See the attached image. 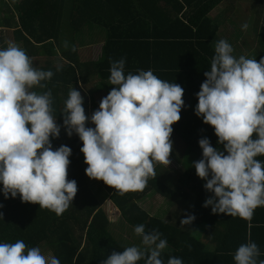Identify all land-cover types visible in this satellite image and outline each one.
<instances>
[{"label":"clouds","instance_id":"9594fccd","mask_svg":"<svg viewBox=\"0 0 264 264\" xmlns=\"http://www.w3.org/2000/svg\"><path fill=\"white\" fill-rule=\"evenodd\" d=\"M232 53L224 38L215 42L210 67L195 93L194 114L212 126L217 147L207 137L199 138L201 158L191 165L211 193L202 206L247 219L256 207L264 206V161L256 159L264 155V56L257 62ZM109 64V84L114 87L98 107L86 115L84 98L72 87L64 101L62 123H57L51 91L32 90L44 88L42 82L52 77V70L34 67L25 50L12 42L0 47V193L5 199L19 194L21 202L36 203L58 216L69 207L77 192L76 181L66 178L71 149L64 144L53 149L51 143L61 127L82 142L85 174L121 193L142 190L155 176L154 163L169 164L171 125L180 119L184 89L151 69L125 74L124 57L109 58ZM60 68L58 64L56 71ZM193 219L189 214L180 224ZM133 232L146 252L136 245L122 247L101 264H137L141 259L144 264H165L161 252L167 241L162 234L146 231L143 223ZM260 255L258 245L249 239L237 246L232 259L234 264H264ZM0 264H60V260L17 239L0 242ZM166 264L183 261L169 256Z\"/></svg>","mask_w":264,"mask_h":264},{"label":"trees","instance_id":"16d2710c","mask_svg":"<svg viewBox=\"0 0 264 264\" xmlns=\"http://www.w3.org/2000/svg\"><path fill=\"white\" fill-rule=\"evenodd\" d=\"M223 1L0 0V47L7 45L5 33L12 31L15 41L29 57H48L40 69H50L53 75L42 82L44 88L35 86L32 90L51 91L52 115L57 123H62L64 101L72 87L82 86L91 93V112L98 107L99 91L109 84V58L124 57L125 74L151 69L157 77L178 83L184 89L180 119L171 125L170 139L175 146L176 159L171 161L170 168L154 163L155 176L148 178L142 190L121 193L85 174L87 165L79 151L82 142L75 133L67 136L61 127L59 137L51 143L53 149L61 144L71 149L66 178L74 179L77 185L71 204L58 216L46 208H39L36 203L21 202L19 194L5 199L0 193V242L21 239L27 247L39 246L43 253L55 255L60 264H101L112 251L123 250L121 243L114 244L118 238L112 235L109 212L117 207L120 223L134 226L143 223L146 231L156 229L162 234L161 238L171 243L169 251L161 252V258L174 256L191 264H234L232 257L237 246L254 233L256 211L253 210L247 219L223 214L229 238L235 244L229 242L214 251H209L193 235L194 226L189 229L178 226L188 209L197 223L208 224L210 230L216 224L211 206H202L211 193L202 187L204 181L196 175L191 163L201 158L199 138L207 137L211 146L217 147L212 126L194 114V107L197 103L195 93L205 79L203 72L210 67L215 42L224 38L220 37L222 32H233V26L228 29L230 25L221 17L211 15ZM142 4L144 10H141ZM225 10L232 8L229 6ZM233 25L236 30L242 23ZM98 29L104 37L96 32ZM224 39L233 45L231 38ZM261 40L263 42L260 41L256 48H264V39ZM88 42L100 48L102 56L99 59H83L82 49ZM261 56L264 53H259L255 60L259 62ZM58 64L60 71H56ZM154 195L173 200L180 206L176 223L158 219L139 205L143 199ZM250 220L253 228H249ZM89 226L97 234L87 236Z\"/></svg>","mask_w":264,"mask_h":264},{"label":"crops","instance_id":"0c3cea01","mask_svg":"<svg viewBox=\"0 0 264 264\" xmlns=\"http://www.w3.org/2000/svg\"><path fill=\"white\" fill-rule=\"evenodd\" d=\"M229 6H231L232 10H225V8ZM141 10H144L143 4L141 5ZM211 15L221 17L225 21V24H231V23L237 24V23H245V22L250 24L246 29L240 28L241 30L238 29V27L235 30L236 26L233 25L234 27L232 28L233 32H222L220 34L221 35L220 37H224L227 39L231 38L233 40L232 54L234 56L238 57L239 55H245L246 58H256V56L259 53L261 52L264 53V48L262 47L249 48L254 40H258L257 45L255 44L256 46H258L259 42L262 41L261 39H264V34H263L264 33V0H224L221 4H219L217 8H215V10L211 13ZM1 20H2V15L0 13V22ZM227 20H230L231 23H227L226 22ZM228 29H231V27L229 26ZM100 31L101 30L99 29L98 31L96 30L97 33L99 32L101 37H104V33ZM5 34L7 35L8 42H12L18 45L19 47L23 48L22 45L19 44V42L15 41L14 35H12V31ZM88 37H93V36L89 35ZM77 38H79V35L77 36ZM88 45L87 47H84L82 49L83 59H88V60L99 59V57L102 56L100 48L96 45L89 44V42ZM25 52L28 55V52L27 51ZM43 56L45 55L30 57L34 67H36L35 63L40 62V60L38 61V59H44V62H42L43 64H41L39 68L45 64V62L48 60V57L47 56L43 57ZM52 61H54L53 57H52ZM112 87L113 86L111 84H106V87H103L102 90L99 91L101 98L107 95L108 91ZM92 90H94V88ZM96 92H98V90ZM96 94L98 98L99 95L98 93ZM256 158H261L260 160L264 161V155L257 156ZM155 197L164 199L159 195L152 196V198ZM145 199H143L142 202L139 203V205L149 214H151L152 216L158 219H167L172 221L173 223L175 222L176 220L175 218L177 214L176 212L180 207L175 201L164 199L168 203V210L165 212H162L161 210L159 213L155 214L153 212L156 211V209L154 210L153 206L148 205L147 202H145L146 201ZM254 211H256L257 213L256 216L257 219L255 221V226L253 230L254 233H251L249 239L254 241L260 249L261 255L258 257V259H264V206H258L254 209ZM109 213H110V219L112 220V235L113 237L118 238L115 240L116 243L114 244L119 245L118 244L119 242L123 247L136 245L142 250H145L146 252V249H144V246L141 245L140 243V237L133 232L134 225L131 223L129 225L125 223H120L119 221L120 212H115V215L113 217H112V211H110ZM189 214L194 216V214L190 212V210L188 209L187 211H185L183 218H186L187 215ZM214 216H215L216 224L215 226H213L211 230L209 229L208 224H205L203 222L197 223L196 221L197 219L195 216L190 224L178 223V226L179 228H185V229L193 228L194 226L193 235H195L197 239L202 241V243L206 246V248L209 251H214L217 247H223L225 245H229V242H232V244L234 245L235 241L229 238V234H228L229 228L224 223L223 213H215ZM252 223H253L252 220H250L248 223L249 228H253ZM85 234L87 236H94L97 233L95 230L92 231L91 226H89ZM99 236L100 234H98L97 237ZM169 247H171V243L167 241V246L165 249L162 250V252L169 251L170 250ZM161 259L166 264L167 259L165 258H161ZM137 264H144V261L143 260L138 261ZM183 264H191V262L186 263V261L184 260Z\"/></svg>","mask_w":264,"mask_h":264},{"label":"rangeland","instance_id":"374dc122","mask_svg":"<svg viewBox=\"0 0 264 264\" xmlns=\"http://www.w3.org/2000/svg\"><path fill=\"white\" fill-rule=\"evenodd\" d=\"M259 4V3H258ZM1 8V7H0ZM227 23H231L230 22V20H227L226 21ZM246 23V22H245ZM243 24V23H242ZM228 25H230V27H232L233 26V24L231 23V24H228ZM247 25L249 26L250 24L249 23H247ZM257 42H258V40H254L253 42H252V45L250 46V48H256V45H257ZM256 44V45H255ZM43 57H46V56H43ZM40 60V62L39 63H35V66L37 67V68H39V66L41 65V64H43L42 62H44V59H38V61ZM59 60V59H58ZM61 60V59H60ZM59 60V61H60ZM61 63H62V61H60ZM76 90H78V91H80V93H81V95L83 96V107H84V109H85V113H86V115L87 114H90L91 113V110H92V106H93V98H92V95H91V93H88V91L86 90V89H84L82 86H78L77 88H76ZM100 97H101V95H100ZM174 148H175V146H172V150L173 151H171L170 152V154H169V164L168 165H166V164H164L165 166H167V168H170V167H168L170 164H171V161H174V159H176V152H175V150H174ZM163 164V163H162ZM176 167H178V166H176ZM171 170V169H170ZM173 180H176V177H173L172 178ZM95 182H97V181H94L93 183H95ZM146 201L145 202H147V204L148 205H151V206H153L154 207V210L156 209V211H154L153 213H155V214H157V213H159L161 210H162V212H165V211H167L168 210V203L164 200V199H161V198H152V197H148V198H146L145 199ZM142 202V201H141ZM144 202V203H145ZM142 205V204H141ZM117 208V207H116ZM158 209V210H157ZM112 217L115 215V212H119L117 209H115V208H113L112 210ZM162 214V213H161ZM45 255H47L48 253H44Z\"/></svg>","mask_w":264,"mask_h":264}]
</instances>
